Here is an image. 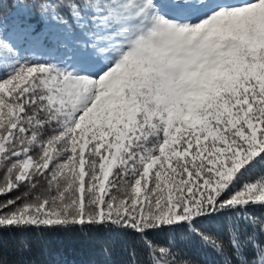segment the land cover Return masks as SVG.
<instances>
[{
	"label": "snow or ice",
	"instance_id": "6c2138e0",
	"mask_svg": "<svg viewBox=\"0 0 264 264\" xmlns=\"http://www.w3.org/2000/svg\"><path fill=\"white\" fill-rule=\"evenodd\" d=\"M0 173V264H264V0H0Z\"/></svg>",
	"mask_w": 264,
	"mask_h": 264
},
{
	"label": "trees",
	"instance_id": "16d2710c",
	"mask_svg": "<svg viewBox=\"0 0 264 264\" xmlns=\"http://www.w3.org/2000/svg\"><path fill=\"white\" fill-rule=\"evenodd\" d=\"M0 173V177H1ZM54 247L64 248L66 251L77 253L82 249L96 248L98 249V241L104 239L102 235L96 237H88L87 235H62L51 236L48 238ZM10 253L15 254L14 247L9 249Z\"/></svg>",
	"mask_w": 264,
	"mask_h": 264
},
{
	"label": "rangeland",
	"instance_id": "374dc122",
	"mask_svg": "<svg viewBox=\"0 0 264 264\" xmlns=\"http://www.w3.org/2000/svg\"><path fill=\"white\" fill-rule=\"evenodd\" d=\"M3 174H1V177H2Z\"/></svg>",
	"mask_w": 264,
	"mask_h": 264
}]
</instances>
